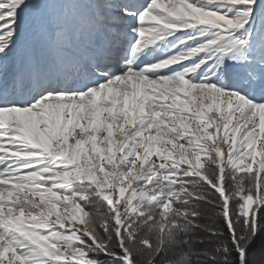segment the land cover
<instances>
[{
    "label": "snow or ice",
    "instance_id": "obj_1",
    "mask_svg": "<svg viewBox=\"0 0 264 264\" xmlns=\"http://www.w3.org/2000/svg\"><path fill=\"white\" fill-rule=\"evenodd\" d=\"M0 264H264V0H0Z\"/></svg>",
    "mask_w": 264,
    "mask_h": 264
}]
</instances>
